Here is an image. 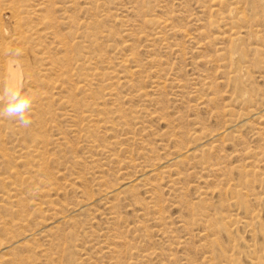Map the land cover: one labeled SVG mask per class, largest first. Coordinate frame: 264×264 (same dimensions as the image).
I'll return each instance as SVG.
<instances>
[{"label": "rangeland", "instance_id": "rangeland-1", "mask_svg": "<svg viewBox=\"0 0 264 264\" xmlns=\"http://www.w3.org/2000/svg\"><path fill=\"white\" fill-rule=\"evenodd\" d=\"M11 1H0V25L14 29L20 22L21 31L25 30L18 47L26 49L25 59L33 60L35 66L32 91L37 112L35 107L31 110L32 128L14 119H0V125L4 122L0 126V176H4L3 183L6 181L3 185L0 178V242L14 239L13 248L9 253L1 251L0 257L16 263L19 259L18 264L26 259V264L32 260L33 264H114L119 255L114 252L124 251L121 259L117 258L119 264H264V0H52L53 5L51 0H20L30 6ZM23 6L25 10H21ZM46 14L52 21L58 18L52 22L48 16V22ZM143 19L157 21V27ZM24 25L34 31L29 32ZM229 32L239 33L243 40L238 51L242 49L244 59L237 64L229 57ZM109 78L117 79V83ZM237 86L246 93L245 99L239 98ZM4 89L1 85V94ZM29 140L35 142L30 141L27 147ZM37 146L43 149L41 153ZM178 154L183 156L177 162L174 158ZM152 164L155 167H148ZM147 169H156V175L152 177ZM34 172L38 176L33 178ZM45 180L52 186L56 182V186L52 189ZM126 182L131 187L128 190L122 187ZM104 191L112 196H105ZM7 192L23 194L20 197L27 199L23 201L25 207L8 199ZM50 197L53 208L49 205L43 212L34 210L36 204ZM155 198L159 206H155ZM31 200L38 203L33 202V206ZM4 207L6 211L12 208L9 215ZM26 213L33 214L29 220ZM26 218L34 223L30 224L34 226L32 232L25 235L23 228V232L17 227L13 230L14 224L27 223ZM1 222L7 224L6 229Z\"/></svg>", "mask_w": 264, "mask_h": 264}, {"label": "bare ground", "instance_id": "bare-ground-1", "mask_svg": "<svg viewBox=\"0 0 264 264\" xmlns=\"http://www.w3.org/2000/svg\"><path fill=\"white\" fill-rule=\"evenodd\" d=\"M0 1H1V0H0ZM2 1H3V0H2ZM6 1H7V0H6ZM8 1H9V0H8ZM12 1H14V0H12ZM12 1H11V2H12ZM16 1H18V0H16ZM16 1H15V2H16ZM19 1H20V0H19ZM25 1H26V0H25ZM41 1H42V0H41ZM51 1H52V0H51ZM54 1H55V0H54ZM88 1L90 2V0H88ZM88 1H87V2H88ZM219 1H220V3L222 2L221 0H219ZM20 2H21V1H20ZM47 2H48V1H47ZM47 2H46V3H47ZM49 2H50V1H49ZM49 2H48V3H49ZM89 2H88V4L91 3V2H90V3H89ZM237 2H238V1H237ZM241 2H242V1H241ZM249 2H250V1H249ZM251 2H252V1H251ZM21 3H22V4H26L25 2H24V3L21 2ZM27 3H28V2H27ZM40 3H42V2H40ZM44 3H45V2H44ZM50 3L52 4L53 1L50 2ZM220 3H219V4H220ZM8 4H9V3H8ZM38 4H39V3H38ZM38 4H37V5H38ZM53 4H54V3H53ZM53 4H52V5H53ZM74 4H76V3H74ZM241 4H242V3H241ZM14 5L16 6L15 3H14ZM20 5H21V4H20ZM20 5H19V6H20ZM28 5H29V4H28ZM28 5L26 4L25 6H28ZM45 5H46V4H45ZM52 5H50V6H52ZM216 5H217V4H216ZM246 5H247V4H246ZM29 6H30V5H29ZM39 6H40V8H41L42 5H39ZM39 6H38V7H39ZM73 6H74V7H73ZM220 6H221V5H220ZM243 6H244V5H243ZM5 7H6V6H5ZM44 7L47 8L46 6H44ZM48 7H49V6H48ZM52 7H53V6H52ZM70 7H71V8L73 7V8H75V9L77 8V7H75V5H72V6H70ZM147 7H148V6H147ZM225 7H226V6H225ZM233 7H235V6H232V8H233ZM35 8H36V7H35ZM42 8H43V6H42ZM49 8H50V7H49ZM49 8H48V10H49ZM62 8H63V7H62ZM66 8H67V7H66ZM214 8H215V7H214ZM219 8H220V7H219ZM6 9H7V8H6ZM12 9H13V8H12ZM15 9H17V7H16ZM22 9L25 10L26 7L24 8V6H23V7H21V10H22ZM27 9H28V8H27ZM30 9H31V8H30ZM30 9H28V10H30ZM43 9H44V8H43ZM69 9H70V8H69ZM35 10H36V9H35ZM51 10H52V8H51ZM60 10H61V9H60ZM64 10H65V9H64ZM64 10H63V11H64ZM214 10H215V9H213V11H214ZM230 10H231V9H230ZM36 11H37V10H36ZM36 11H35L34 13H36ZM49 11H50V10H49ZM54 11H55V10H54ZM73 11H74V9H73ZM222 11H223V10H222ZM235 11H236V10H235ZM17 12H20V14H21V11H17ZM26 12H27V11H26ZM28 12H29V11H28ZM28 12H27V13H28ZM46 12H47V11H46ZM56 12H57V11H56ZM61 12H62V11H61ZM64 12H65V11H64ZM71 12H72V11H71ZM144 12H145V11H144ZM227 12H228V11H227ZM229 12H230V11H229ZM232 12H234V11L231 10V13H232ZM22 13H23V11H22ZM24 13H25V11H24ZM27 13H26V14H27ZM38 13H40V12L38 11ZM41 13H44V12H41ZM41 13H40V14H41ZM69 13H70V12H68L67 15H69ZM149 13H150V12H149ZM214 13H215V12H214ZM54 14H55V13H54ZM65 14H66V13H64V15H65ZM143 14H144V13H143ZM146 14H147V13H146ZM221 14H223V13L221 12ZM229 14H230V13H229ZM21 15H22V14H21ZM24 15H25V14H24ZM27 15H28V14H27ZM42 15H43V14H42ZM42 15H41V18H42ZM46 15H47V14H46ZM55 15H56V14H55ZM233 15H234V13H233ZM256 15H258V14H256ZM13 16L16 17V10H14V9H13ZM22 16H23V15H22ZM29 16H30V15H29ZM37 16H38V14H37ZM44 16H45V14H44ZM48 16H49V18L51 17L50 15H47L44 19L48 20ZM52 16H54V15H52ZM149 16H150V15H149ZM217 16H218V14H217ZM219 16H220V15H219ZM224 16H225V15H224ZM229 16H230V15H229ZM229 16H228V17H229ZM236 16H237V15H236ZM240 16H241V18H242V15H241V14H240ZM18 17H19V16H18ZM30 17H31V16H30ZM54 17H55V16H54ZM66 17H67V16H66ZM19 18H20V17H19ZM21 18H22V17H21ZM26 18H27V17H26ZM55 18H56V17H55ZM57 18H58V17H57ZM57 18H56V19H57ZM145 18H146V17H145ZM147 18H148V17H147ZM225 18H226V17H225ZM235 18H236V17H235ZM235 18H233V19H235ZM237 18H239V17L237 16ZM241 18H239V20H240ZM17 19H18V18H17ZM31 19H32V18H31ZM50 19H51V18H50ZM50 19H49V20H50ZM56 19H53V21H54V20L56 21ZM62 19H63V18H62ZM66 19H67V18H66ZM69 19H70V17H69ZM223 19H224V18H222V20H223ZM228 19H230V18H228ZM244 19H245V18H244ZM18 20H19V19H18ZM22 20H25V19H24V16H23V19H22ZM37 20L40 21L39 18H38ZM49 20H48V22H51V21H52V19H51V21H49ZM77 20H78V19H77ZM143 20H144V19H143ZM163 20H165V19H163ZM171 20H172V19H171ZM226 20H227V18L225 19V22H226ZM235 20H236V19H235ZM247 20H248V19H247ZM247 20H246V21H247ZM19 21H21V20H19ZM41 21H42V19H41ZM53 21H52V22H53ZM57 21H59V20H57ZM144 21H146L145 23H147V25H151V26L153 25V26H156V27H157V21H155V20H153V19H151V20H149V21H148V20H144ZM161 21H162V20H161ZM212 21H213V20H212ZM227 21H228V20H227ZM230 21H231V20H230ZM230 21H229V22H230ZM14 22H15V21H14ZM46 22H47V21H46ZM162 22H163V21H162ZM165 22H166V21H165ZM238 22H240V21H238ZM238 22H237V23H238ZM8 23H9V22H8ZM21 23H22V22H21ZM23 23H24V22H23ZM25 23H26V22H25ZM42 23H43V21H42ZM58 23H59V22H58ZM60 23H61V22H60ZM60 23H59V25H62V24H60ZM143 23H144V22H143ZM168 23H170V22H168ZM16 24H17L16 26H18V27H17V28H14V29H9L11 26H10L9 28H8V27L6 28V26L3 27L2 25H0V38H1L0 40H2V41L4 42V43L0 44V88H1V85H2L4 88H16V89H20L23 93H26V94L32 96V97L34 98V100H35V96H36V94L34 95V93H33V91H32V88L34 87L33 85H35V82H36V80H35V77H36V72H35V71H36V70H35L34 63L32 62L33 60L30 62V60L28 61V59H25V57H26V49H25V48H20V47H18V43L21 42L20 40H22L23 36H25V34H24V33H25V30L21 31V25H22V24L20 25V22H19V23L16 22ZM30 24H31V23H30ZM53 24H55V23H53ZM77 24H78V23H77ZM211 24H212V23H211ZM227 24H230V23H227ZM240 24H241V23H240ZM243 24H244V21H243ZM246 24H247V23H246ZM5 25H7V24H5ZM44 25L46 26V23H44ZM47 25H48V26H47V28H48V27H49V23H47ZM51 25H52V23H51ZM144 25H145V24H144ZM217 25H218V24H217ZM238 25H239V24H238ZM24 26H25V25H24ZM31 26H32V24H31ZM35 26H37V25H35ZM210 26H211V28H212V25H210ZM228 26H229V25H228ZM22 27H23V26H22ZM25 27H26V26H25ZM25 27H23V29H24ZM28 27H29V26H28ZM28 27H26V28H28ZM33 27H34V26H33ZM50 27H51V26H50ZM52 27H54V26H52ZM52 27H51V28H52ZM145 27H146V26H145ZM161 27H162V26H161ZM171 27H172V26H171ZM238 27H239V26H238ZM240 27H241V26H240ZM249 27H250V26H249ZM26 28H25V29H26ZM39 28H40V27H39ZM47 28H45V29H47ZM54 28H55V27H54ZM57 28H58V26L56 25V28H55V29H57ZM149 28H150V27H149ZM165 28H166V27H165ZM165 28H164V29H165ZM246 28H247V27H246ZM246 28H245V29H246ZM35 29H36V28H35ZM37 29H38V28H37ZM40 29H42V28H40ZM147 29H148V28H147ZM152 29H153V28H152ZM154 29H155V28H154ZM154 29H153V30H154ZM159 29H160V28H159ZM166 29H167V28H166ZM169 29H170V27H169ZM169 29H168V30H169ZM172 29H173V28H172ZM234 29H235V27H234ZM242 29H243V28H242ZM247 29H248V28H247ZM42 30H43V29H42ZM42 30H41V31H42ZM57 30H58V29H57ZM149 30H151V29H149ZM240 30H241V28H240ZM240 30H237V31L240 32ZM28 31L31 32V31H34V30L31 29V27H30V28H28ZM35 31H36V33H39L37 30H35ZM50 31H52V29H51ZM157 31H159V30H157ZM170 31H171V30H170ZM229 31H230V30H229ZM56 32H57V31H56ZM56 32H55V33H56ZM151 32H152V31H151ZM246 32H248V31H246ZM254 32H255V31H253V33H254ZM32 33H34V32H32ZM32 33H31V34H32ZM229 33H230V34H229V36H230L232 32H229ZM240 33H241V32H240ZM249 33H250V32H249ZM51 34H53V32H52ZM57 34H58V32H57ZM256 34H257V33H256ZM26 35H29V34L27 33ZM33 35H34V34H32V37H33ZM40 35H41V33H40ZM43 35H44V34H43ZM55 35H56V34H55ZM58 35H60V34H58ZM58 35H57V36H58ZM125 35H126V34H125ZM129 35H130V34H129ZM151 35H152V33H151ZM189 35H190V34H189ZM241 35H242V34H241ZM35 36H36V35H35ZM44 36H45V35H44ZM44 36H43V37H44ZM148 36H149V35H148ZM156 36H157V35H156ZM224 36H227V35H224ZM224 36H223V37H224ZM242 36H243V35H242ZM242 36H241V37H242ZM30 37H31V35H30L28 38H30ZM43 37H42V38H43ZM45 37H46V36H45ZM93 37H94V36H93ZM142 37H143V36H142ZM151 37H152V36H151ZM227 37H228V36H227ZM230 37H232V38H231V43H230L231 46H230V50H229V53H230V56H229V57H231V61H232L233 63H236V64H237V62H240V61L242 62L243 59H244V54H243V52H242V49H241V52L238 51L239 44H240L241 42H243V40L241 41L240 36H239V33H234V34L231 35ZM249 37H250V35H249ZM252 37H253V35H252ZM34 38H35V37H34ZM38 38H39V36H38ZM57 38H58V37H57ZM153 38H155L154 35H153ZM255 38H256V36H255ZM35 39H36V38H35ZM35 39H33V40H35ZM40 39H41V38H40ZM148 39H149V38H148ZM227 39H229V37H228ZM243 39H244V38H243ZM5 40L7 41V43H5ZM24 40H25V39H24ZM24 40H23V41H24ZM33 40H32V41H33ZM38 40H39V39H38ZM141 40H142V39H141ZM153 40H155V39H153ZM244 40H245V39H244ZM25 41H26V40H25ZM27 41H31V39H30V40L28 39ZM56 41H57V40H56ZM148 41H149V40H148ZM155 41H156V40H155ZM155 41H153V42L155 43ZM0 42H1V41H0ZM82 42H83V41H82ZM156 42H157V41H156ZM228 42H229V40H228ZM244 42H245V41H244ZM25 43L28 44V42H25ZM20 44H21V43H20ZM31 45H32V44H31ZM86 45H87V44H86ZM242 45H244V47H246L245 44H242ZM33 46H34V45H33ZM33 46H32V47H33ZM87 46H88V45H87ZM25 47H26V46H25ZM241 47H242V46H241ZM33 48H34V47H33ZM98 49H99V48H98ZM33 50H34V49H33ZM35 50H36V49H35ZM224 50L226 51V49H224ZM244 50H245V48H244ZM65 51L67 52V50H65ZM100 51H101V50H100ZM256 51H257V50H256ZM37 52H39V51L37 50ZM84 52H85V51H84ZM223 52H224V51H223ZM244 52H245V51H244ZM88 53H89V52H88ZM229 53H228V54H229ZM247 53H248V52H247ZM257 53H258V52H257ZM40 54H41V53H40ZM226 54H227V53H226ZM255 54H256V53H255ZM38 55H39V54H38ZM42 55H44V54H42ZM50 55H51V54H50ZM59 55H60V54H59ZM248 55H249V54H248ZM248 55L246 54L245 56L247 57ZM27 56H28V54H27ZM39 56H40V55H39ZM226 56L228 57V55H226ZM64 57H65V56H64ZM135 57H137V56H135ZM229 57H228V58H229ZM28 58H29V57H28ZM100 58H101V57H100ZM40 59H41V58H40ZM43 59H44V58H43ZM50 59H51V58H50ZM75 59H77V58H75ZM79 59H80V58H79ZM79 59H78V60H79ZM47 60H48V59H47ZM69 60H70V59H69ZM92 60H93V58H92ZM123 60H124V59H123ZM226 60H227V59H226ZM40 61L42 62V60H40ZM43 61H46V59L43 60ZM48 61H49V60H48ZM48 61H47V62H48ZM95 61H96V60H95ZM128 61H129V60H128ZM244 61H245V60H244ZM248 61H249V60H248ZM41 62H40V63H41ZM49 62H50V61H49ZM49 62H48V63H49ZM78 62H79V61H78ZM81 62H82L81 64L84 65V64H83V61H81ZM84 62L86 63V61H84ZM87 62H88V61H87ZM89 62H90V60H89ZM89 62H88V63H89ZM126 62H127V61H126ZM135 62H136V61H135ZM137 62H138V61H137ZM229 62H230V61H229ZM245 62H246V61H245ZM38 63H39V62H38ZM45 63H46V62H45ZM50 63H52V62H50ZM50 63H49L48 65L45 64L46 67H47V66L49 67V66H50ZM54 63H56V62H54ZM54 63H53V64H54ZM90 63H91V62H90ZM90 63H89V64H90ZM248 63H250V62H248ZM41 64H42V63H41ZM41 64H40V65H41ZM66 64H67V63H66ZM69 64H70V63H69ZM81 64H79L80 67H82ZM89 64H88V65H89ZM230 64H231V63H230ZM236 64H233V65H236ZM250 64H251V63H250ZM86 65H87V64H86ZM88 65H87V66H88ZM120 65H121V63H120ZM123 65H125V64L122 63L121 67H123ZM126 65H127V64H126ZM226 65H227V64H226ZM248 65H249V64H248ZM36 66H39V65H36ZM54 66H55V65H54ZM54 66H53V67H54ZM230 66H231V65H230ZM239 66H240V65H239ZM51 67H52V66H51ZM56 67H57V66H56ZM56 67H54V68H56ZM67 67H68V66H67ZM70 67H71V66H70ZM119 67H120V66H119ZM124 67H125V66H124ZM124 67H123V68H124ZM224 67H225V66H224ZM253 67H254V66H253ZM257 67H258V66H257ZM43 68H44V65H43ZM43 68H42V69H43ZM49 68H50V67H49ZM57 68H58V67H57ZM57 68H56V70H58ZM84 68H85V66H84ZM84 68L82 67V69H84ZM86 68H87V70H89L88 67H86ZM91 68H92V67H91ZM91 68H90V70H91ZM126 68H127V67H125V69H126ZM36 69H37V67H36ZM96 69H97V68H96ZM125 69H124V70H125ZM137 69H138V68H137ZM50 70H51V69H50ZM53 70H54V69H53ZM85 70H86V69H85ZM124 70H123V71H124ZM128 70H129V68H128ZM134 70H135V69H134ZM244 70H245V69H244ZM37 71H38V69H37ZM76 71H77V70H76ZM129 71H131V69H130ZM43 72H44V71H42V73H43ZM47 72H48V71H46V73H47ZM52 72H53V71H52ZM70 72H71V71H70ZM79 72H80V71H79ZM95 72H98V71L95 70ZM95 72H93V74H94ZM114 72H115V71H114ZM126 72H127V71H125V73H126ZM137 72H138V71H137ZM137 72H136V71H133V70L131 71L132 74H135V73H137ZM125 73H124V74H125ZM129 73H130V72H128V74H129ZM138 73H139V72H138ZM138 73H137V74H138ZM44 74H45V73H44ZM93 74H92L91 77L95 76V75H93ZM95 74H97V73H95ZM113 74H114V73H113ZM119 74H121V76H122V73H119ZM128 74H125V75H128ZM230 74H231V73H230ZM237 74H238V73H237ZM40 75H41V74H40ZM40 75H38V77H39ZM61 75H62V74H61ZM99 75H100V74H99ZM117 75H118V74H117ZM129 75H130V74H129ZM129 75H128V77H129ZM138 75H139V74H138ZM234 75H235V74H234ZM41 76H42V75H41ZM43 76H45V75H43ZM46 76H47V74H46ZM76 76H77V75H76ZM97 76H98V75H97ZM101 76H102V75H101ZM229 76H230V75H229ZM241 76H242V75H241ZM38 77H37V78H38ZM89 77H90V76H89ZM89 77H87V78L89 79ZM112 77H113V76H112ZM134 77H135V76H134ZM244 77H245V75H244ZM41 78H42V77H41ZM52 78H53V77H52ZM78 78H79V77H78ZM78 78H77V79H78ZM119 78H120V77H119ZM235 78H236V77H235ZM247 78H248V77H247ZM42 79L44 80V78H42ZM59 79H60V78H59ZM109 79H110V78H109ZM112 79H113V78H111L110 80H112ZM126 79H129V78H126ZM126 79H125V77H124V80H126ZM236 79H237V78H236ZM241 79H242V78H241ZM245 79H246V78H245ZM38 80H39V79H38ZM69 80H72V79L69 78ZM91 80H92V79H91ZM113 80H115V79H113ZM113 80H112V81H113ZM116 80H117V79H116ZM116 80H115V81H116ZM40 81H41V80H40ZM64 81H65V80H64ZM89 81H90V80H89ZM129 81H130V80H129ZM230 81H231V80H230ZM243 81H244V80H243ZM37 82H38V81H37ZM62 82H63V81H62ZM78 82H79V80H77V84L80 83V82H79V83H78ZM86 82H87V81H86ZM56 83H57V82H56ZM88 83H90V82H88ZM88 83H87V84H88ZM91 83H92V81H91ZM111 83H112V82H111ZM113 83H114V82H113ZM116 83H117V81H116ZM124 83H125V82H124ZM128 83H130V82H128ZM235 83H236V81H235ZM114 84H115V83H114ZM120 84H121V83H120ZM122 84H123V83H122ZM122 84H121V85H122ZM125 84H126V83H125ZM130 84H131V83H130ZM243 84H244V83H243ZM88 85H89V84H88ZM88 85H87V86H88ZM244 85H245V84H244ZM87 86H86V87H87ZM134 86H135V85H134ZM235 86H236V85H235ZM245 86H247V85H245ZM57 87H58V86H57ZM114 87H115V86H114ZM114 87H113V88H114ZM120 87H121V86H120ZM120 87H119V89H120ZM58 88H59V87H58ZM109 88H110V87H109ZM113 88H112V89H113ZM130 88H131V87H130ZM132 88H133V87H132ZM233 88H235V87H233ZM2 89H3V88H2ZM54 89H55V88H54ZM112 89H111V90H112ZM117 90H118V89H117ZM117 90H115L114 93H116ZM120 90H121V89H120ZM120 90H119V91H120ZM0 91H1V90H0ZM237 91H238V93H239V95H240L239 98H241V99H245V97H246V96H245L246 93H245L240 87H238V86H237ZM111 92H112V91H111ZM38 93H39V92H38ZM114 93H112V94H114ZM43 94H44V93H43ZM47 94H48V93H47ZM118 94H119V92H117V95H118ZM0 95H2V94L0 93ZM48 95H50V94H48ZM48 95H47V96H48ZM110 95H111V94H110ZM38 96L40 97V95H38ZM113 96H114V95H113ZM118 96H119V95H118ZM41 97H42V96H41ZM41 97H40V98H41ZM115 97H116V95H115ZM115 97H114V98H115ZM40 98H37V99H40ZM37 99H36V100H37ZM41 99H42V98H41ZM118 99H119V97H118ZM118 99H117V100H118ZM248 99H249V98H248ZM248 99H247V100H248ZM44 100H46V99H44ZM51 100H52V99H51ZM117 100H116V101H117ZM233 100L236 101L235 99H233ZM37 101H38V100H37ZM47 101H49V100H47ZM47 101H45V102H47ZM211 101H212V100H211ZM234 101H233V102H234ZM241 101H242V100H241ZM248 101H249V100H248ZM38 102L42 104V102H41L40 100H39ZM38 102H37V103H38ZM117 102H118V101H117ZM207 102H208V101H207ZM35 103H36V102L34 101V102H33V105H32V110H33L34 107H35ZM43 103H44V101H43ZM238 103H239V102H238ZM0 104L3 106V101H2V100H0ZM91 104H92V103H91ZM38 106H41V105H38ZM37 108H38V107H37ZM38 109H39V108H38ZM35 110H36V111H35V113H36V112H37L36 107H35ZM32 113H33V112H32ZM91 113H92V112H91ZM80 114H81V113H80ZM85 114H88V113L85 112ZM85 114L83 113V115H85ZM64 116H65V115H64ZM64 116H63L62 118H64ZM66 116H67V115H66ZM66 116H65V117H66ZM68 116H69V115H68ZM81 116H82V115H81ZM81 116H80V117H81ZM85 116H86V115H85ZM89 116L91 117L92 114H91V115L89 114ZM253 116H254V115H253ZM32 117H33V116H32ZM32 117H31V118H32ZM36 117H37V115H36ZM36 117H35V119H37ZM49 117H50V116H49ZM49 117H48V120H51V119H49ZM243 117H244V116H243ZM39 118H41V120H42V116H41V117L39 116ZM44 118H45V117H44ZM44 118H43V120H44ZM46 118H47V117H46ZM50 118H51V117H50ZM0 119H1V118H0ZM5 119H6V118H5ZM33 119H34V118H33ZM33 119H32V120H33ZM66 119H67V118H66ZM70 119H71V117H70ZM72 119H73V117H72ZM75 119H76V118H75ZM3 120H4V119H2V121H3ZM12 120H13V119H12ZM32 120H31V121H32ZM43 120H42V121H43ZM87 120H88V119H87ZM7 121H8V120H7ZM35 121H36V120H35ZM38 121H40V119H39ZM44 121H45V120H44ZM72 121H73V120H72ZM77 121H78V120H77ZM83 121H84V118H83ZM85 121H86V120H85ZM88 121H89V120H88ZM121 122H122V121H121ZM3 123H4V122H3ZM3 123H2L1 125H3ZM109 123H110V122H109ZM7 124H8V123H7ZM10 124H11V122H10ZM16 124H17V123H16ZM16 124H15V125H16ZM31 124H32V123H31ZM76 124H78V123H76ZM76 124H74V126H75ZM93 124H94V123H93ZM115 124H116V123H115ZM1 125H0V126H1ZM15 125H14V126H15ZM43 125H44V124H43ZM43 125H42V127H43ZM45 125H46V124H45ZM48 125H49V124H48ZM53 125H54V124H53ZM229 125H230V124H229ZM3 126H4V125H3ZM3 126H2V127H3ZM5 126H6V122H5ZM14 126H13V128H14ZM29 126H30V125H29ZM51 126H52V125H51ZM11 127H12V125L9 126V128H11ZM17 127H18V126H17ZM20 127H21V126H20ZM30 127H31V126H30ZM36 127H37V126H36ZM38 127H39V126H38ZM38 127H37V128H38ZM94 127H95V126H94ZM117 127H118V126H117ZM230 127H231V126H230ZM13 128H12V130H13ZM26 128H27V127H26ZM26 128H25V129H26ZM31 128H32V127H31ZM44 128H45V126H44ZM48 128H49V127H48ZM48 128H46V129H48ZM28 129H29V128H28ZM33 129H34V128H33ZM35 129H36V128H35ZM39 129H40V128H39ZM46 129H45V130H46ZM74 129H75V128H74ZM17 130L19 131L20 128H19V129L17 128ZM30 130H31V129H30ZM30 130H29V131H30ZM48 130H49V129H48ZM71 130H72V129H71ZM14 131H15V129H14ZM18 131H17V132H18ZM23 131H24V130H23ZM26 131H27V130H26ZM32 131H33V130H32ZM40 131H41V130H40ZM55 131H56V130H55ZM73 131H75V130H73ZM21 132H22V131H21ZM42 132H43V131H42ZM23 133H24V132H23ZM28 133H29V132H28ZM32 133L34 134V133H36V132H32ZM37 133H38V132H37ZM39 133H40V132H39ZM44 133H45V132H44ZM74 133H75V132H74ZM42 134H43V133H42ZM77 134H78V133H77ZM202 134H204V133H202ZM9 135H10V134H9ZM27 135H28V134H27ZM34 135H35V134H34ZM38 135H39V134H38ZM74 135H75V134H74ZM83 135H84V137L86 138V134H83ZM87 135H88V134H87ZM91 135H92V133H91ZM29 136H30V135H29ZM89 136H90V134H89ZM89 136H87L88 139H89ZM46 137H47V136H46ZM91 137H92V136H91ZM32 138H33V137H32ZM32 138H31V139H32ZM34 138H35V137H34ZM39 138H40V136H39ZM81 138H82V137H81ZM85 138H84V139H85ZM201 138H203V137H201ZM201 138H199V139H201ZM46 139L48 140V138H46ZM61 139H62V137H61ZM63 139H64V138H63ZM88 139H87V140H88ZM90 139H92V138H90ZM90 139H89V140H90ZM199 139H198V140H199ZM203 139H204V138H203ZM32 140H33V139H32ZM32 140H29L28 142L25 141V142H26L27 145H28V143H29L30 141L32 142ZM34 140H35V139H34ZM39 140H40V139H39ZM42 140H44V139H43V135H42ZM89 140H88V141H89ZM44 141H45V140H44ZM48 141H49V140H48ZM50 141H51V140H50ZM59 141H60V140H59ZM63 141H64V140H63ZM65 141H66V140H65ZM65 141H64V142H65ZM34 142H35V141H34ZM34 142H32V143H34ZM38 142H39V141H38ZM40 142H41V141H40ZM90 142H91V141H90ZM94 142H95V141H94ZM48 143H50V142H48ZM85 143H86V142H85ZM91 143H93V142H91ZM24 144H25V143H24ZM29 144H30V143H29ZM36 144H38V143H36ZM42 144H43V143H42ZM42 144H41V145H42ZM30 145H31V144H30ZM30 145H28L27 147H29ZM43 145H44V144H43ZM43 145H42V146H43ZM34 146H35V144H34ZM46 146H47V145H46ZM89 146H90V145H89ZM89 146H88V147H89ZM91 146H93V145H91ZM95 146H96V148L98 147L97 144H95ZM23 147H24V149L26 148L25 145H24ZM35 147H36V146H35ZM30 148H32V147H30ZM33 148H34V147H33ZM33 148H32V151H33ZM42 148L44 149V146H43ZM42 148L39 149L38 146H37L36 149H39L37 152H39ZM60 148H61V147H60ZM60 148H59V149H60ZM91 148H92V147H91ZM94 148H95V147H94ZM20 149H21V148H20ZM24 149L22 148L23 151H24ZM26 149H27V148H26ZM28 149H29V148H28ZM36 149H34V150H36ZM43 149H42V151H43ZM92 149H93V148H92ZM99 149H100V148H99ZM99 149H98V150H99ZM104 149H106V148H104ZM47 150H48V148H47ZM47 150H46V151H47ZM27 151H28V150H26L25 152H27ZM32 151L29 150L30 154L32 153ZM92 151H93V150H92ZM100 151H101V150H100ZM176 151H177V150H176ZM187 151H188V150H187ZM33 152H34V151H33ZM48 152H49V151H48ZM60 152H62V151H60ZM101 152H102V151H101ZM104 152H105V151H104ZM179 152H180V151H179ZM185 152H186V151H185ZM39 153H41V152H39ZM39 153H38V155H39ZM44 153H45V152H44ZM95 153H96V152H95ZM98 153H99V152H98ZM102 153H103V152H102ZM19 154H21V152H19ZM24 154L26 155L27 153H24ZM24 154H21V155H24ZM28 154H29V153H28ZM32 154H33V153H32ZM36 154H37V153H36ZM36 154H35V155H36ZM42 154H43V153H42ZM45 154H46V153H45ZM45 154H44V155H45ZM48 154H49V153H48ZM176 154H177V153H176ZM182 154H184V153H182ZM182 154H181V155H182ZM186 154H187V153H186ZM186 154H184V155L186 156ZM191 154H192V153H191ZM46 155H47V154H46ZM50 155H53V154H50ZM172 155H173V154H172ZM181 155L178 154V155L176 156V158H174V161H177V162L180 161V160H181V157L183 156V155H182V156H181ZM192 155H193V154H192ZM32 156H33V155H32ZM40 156H41V155H40ZM42 156H43V155H42ZM42 156H41L40 158H42ZM173 156H175V155H173ZM1 157H4V154H3V156L1 155ZM9 157H10V156H9ZM18 157H19V156H18ZM18 157H17V158H18ZM23 157H24V156H23ZM27 157H28V156H27ZM29 157H30V156H29ZM34 157H35V156H34ZM38 157H39V156H38ZM38 157L36 158V160L39 159ZM44 157H45V156H43V158H44ZM186 157H187V156H186ZM31 158H32V157H31ZM92 158H93V157H92ZM183 158H185V157H183ZM5 159H6V157H5ZM9 159H10V158H9ZM21 159H22V157H21ZM27 159H28V161H29V158H27ZM48 159H49V158H48ZM7 160H8V158H7ZM23 160H24V158L22 159V161H23ZM32 160H35V158L31 159V160H30V163L33 162ZM42 160H43V159H42ZM51 160H52V159H51ZM172 160H173V159H172ZM172 160H171V161H172ZM192 160H193V159H192ZM10 161H12V160L10 159ZM10 161H8V162H10ZM14 161H15V160H14ZM39 161H40V160H38V161H36V162H39ZM44 161H45V159H44ZM183 161H184V160H183ZM15 162H17V161H15ZM25 162H26V161H25ZM34 162H35V161H34ZM36 162H35V163H36ZM41 162H42V161H41ZM10 163H11V162H10ZM21 163H22V162H21ZM30 163H29V164H30ZM39 163H40V162H39ZM183 163H184V162H183ZM29 164H28V166H29ZM40 164H43V163H40ZM165 164H166V163H165ZM184 164H185V163H184ZM205 164H206V163H205ZM19 165H20V164H19ZM24 165H25V164H24ZM26 165H27V163H26ZM33 165L35 166V164H32V166H33ZM45 165H46V164H45ZM159 165H160V164H159ZM177 165H178V163H177ZM179 165H180V164H179ZM30 166H31V165H30ZM34 166H33V167H34ZM203 166H204V164H203ZM205 166H206V165H205ZM13 167L16 168V166H14V165H13ZM23 167H24V166H23ZM66 167H67V166H66ZM66 167H65L64 170H63L64 172H65ZM140 167H141V166H140ZM144 167H145V166H144ZM148 167L153 168V167H155V166L152 164L151 166H148ZM211 167H213V166H211ZM31 168H32V167H31ZM31 168H30V169H31ZM34 168H35V167H34ZM37 168H38V166H37ZM37 168H36V169H37ZM145 168H147V166H146ZM156 168H157V167H156ZM26 169H27V172H26V173H28V168L26 167ZM38 169H39V168H38ZM43 169H45V168H43ZM16 170H17V169H16ZM32 170H33V169H32ZM39 170H40V169H39ZM46 170H47V169H45L44 171H46ZM147 170H148V169H147ZM209 170H210V169H209ZM212 170H213V168H212ZM212 170H211V171H212ZM218 170H219V169H218ZM11 171H12V170H11ZM13 171H14V170H13ZM25 171H26V170H25ZM33 171H34V170H33ZM33 171H32V172H33ZM44 171H43V172H44ZM67 171H68V169H67ZM67 171H66V172H67ZM139 171H140V170H139ZM148 171H149V170H148ZM148 171H147V172H148ZM156 171H157L156 169H152V170L149 171L150 173H148V174H150V175L153 177L154 175H156ZM158 171H159V170H158ZM8 172H9V171H8ZM17 172H18V171H17ZM29 172H30V175L32 176V172H31L30 170H29ZM38 172H39V171H38ZM38 172H36V173L38 174ZM143 172H145V171H143ZM14 173H15V172H14ZM36 173L34 172L33 175L36 174ZM46 173H48V171H46ZM46 173H45V174H46ZM55 173H56V172H55ZM55 173H54V174H55ZM59 173H61V172L59 171ZM69 173H70V172H69ZM69 173H65V175H66V174L68 175ZM6 174H8V173H6ZM9 174H10V173H9ZM12 174H13V173H12ZM12 174H11V175H12ZM19 174H21V173H19ZM22 174H23V173H22ZM45 174H44V175H45ZM57 174H58V173H57ZM57 174H55V175H57ZM62 174L64 175V173H62ZM78 174H79V173H78ZM246 174H247V173H246ZM16 175H18V174H16ZM23 175H25V174H23ZM42 175H43V174H42ZM51 175H52V173H51ZM144 175H145V174H144ZM144 175H143V176H144ZM160 175H161V174H160ZM36 176H38V175H34L33 178L36 177ZM47 176H48V175H47ZM47 176H46V177H47ZM49 176H50V175H49ZM60 176H61V175H60ZM60 176H59V177H60ZM71 176H72V175H71ZM141 176H142V175H141ZM247 176H248V175H247ZM3 177H4V176H3ZM3 177L0 176L1 181L4 179ZM6 177H8V176H6ZM18 177H20V178L18 179ZM25 177H27V176H25ZM28 177H29V176H28ZM39 177H40V176H39ZM57 177H58V176H57ZM59 177H58V178H59ZM61 177L63 178V177H66V176H61ZM82 177H84V176H82ZM2 178H3V179H2ZM8 178H9V177H8ZM14 178H16V177H14ZM37 178H38V177H37ZM51 178H52V177H51ZM51 178H50V179H51ZM62 178H61V179H62ZM77 178H78V177H77ZM5 179H6V178H5ZM17 179L20 180V179H21V175H20V176H17L16 180H17ZM22 179H23V178H22ZM47 179H48V178H47ZM61 179H60V180H61ZM8 180L12 181L10 178H9ZM13 180H14V179H13ZM26 180H27V178H26ZM26 180L24 179V182H25ZM30 180H32V181L34 182V180H36V178H35L34 180H33V179H30ZM78 180H79V179H78ZM138 180H139V179H138ZM138 180H136V181L139 182ZM1 181H0V182H1ZM100 181H101V180H100ZM136 181H135V182H136ZM140 181H141V179H140ZM161 181H162V180H161ZM5 182H6V181H5ZM5 182H4V183H5ZM19 182H20V181H19ZM19 182H18V183H19ZM24 182H23V183H24ZM33 182H32V183H33ZM43 182H44V181H43ZM129 182H130V181H129ZM242 182H243V181H242ZM2 183H3V181H2ZM2 183H1V184H2ZM4 183H3V185H5ZM10 183H11V182H10ZM14 183L18 184L17 182H14ZM20 183H21V182H20ZM25 183H26V182H25ZM38 183H41V181H38ZM46 183H47V180H45V184H46ZM55 183H56V182H55ZM55 183L53 184V186L55 185ZM126 183H127V182H126ZM133 183H134V182H133ZM174 183H175V182H174ZM7 184H8V182H7ZM12 184H13V181H12ZM16 184H14V185H16ZM47 184H50V183H47ZM101 184H102V182H101ZM101 184H100V185H101ZM138 184H139V183H138ZM23 185H25V184H23ZM23 185H22V186L20 185V186L23 187ZM27 185H29V184H27ZM31 185H32V184H31ZM39 185H40V184H39ZM50 185H51V184H50ZM129 185H130V184L127 183V184H125V185L122 186V187H124L125 189L128 190L129 188H131V187H129ZM6 186H8V185H6ZM20 186H16L17 189H19L18 187H20ZM41 186H42V190H43L44 187H43V185H41ZM45 186H46V185H45ZM47 186H48V185H47ZM53 186L51 185V186H49V187L52 188ZM55 186H56V185H55ZM102 186H103V185H102ZM132 186H134V185H132ZM31 187L34 188V186H31ZM4 188H5V187H4ZM35 188H37V187H35ZM35 188H34V190H35V191H38V190H36ZM45 188H46V187H45ZM132 188H133V187H132ZM134 188H136V186H135ZM134 188H133V189H134ZM7 189H8V187H7ZM9 189H10V188H9ZM14 189H16V188L14 187ZM29 189H30V192H31V189H32V188H29ZM29 189H27V190H29ZM52 189H53V188H52ZM54 189H55V188H54ZM56 189H57V187H56ZM56 189H55V191H56ZM116 189H117V188H116ZM116 189H115V190H116ZM2 190H3V189H2ZM2 190H0V191L2 192ZM20 190H21V188H20ZM40 190H41V189H40ZM104 190L107 191L106 189H104ZM109 190H110V188H109ZM109 190H108V191H109ZM112 190H113V188H112ZM117 190H118V189H117ZM5 191H6V190H5ZM5 191H4V192H5ZM16 191H17V190H16ZM22 191H23V190H22ZM46 191H47V190H46ZM50 191H51V190H50ZM52 191H53V190H52ZM102 191H103V190H102ZM105 191H104V192H105ZM110 191H111V190H110ZM134 191H135V190H134ZM12 192H14L13 189H12ZM12 192H7V193H6V195L8 196V199H13V202H14V203L16 202L15 200H17V203H20V205H21L22 207H25L23 201H25V200L27 201V199H24V200H23L22 197H20V196H22L23 194H18L17 192H19V191H17V192L14 193V194H13ZM25 192L27 193V192H29V191H26V189H25ZM56 192H57L56 195L58 196V190H57ZM113 192H114V190H113ZM132 192H133V191H132ZM242 192H243V191H242ZM11 193H12L13 195H12ZM19 193H20V192H19ZM21 193H22V192H21ZM37 193H38V192H37ZM37 193L35 192V194H37ZM101 193H102V192H101ZM119 193H120V192H119ZM126 193H127V192H126ZM126 193H125V194H126ZM133 193H134V192H133ZM249 193H250V192H249ZM29 194H30V193H29ZM29 194H28V196H29ZM35 194H34V195H35ZM43 194L45 195V193H43ZM43 194H41V195H43ZM111 194H112L111 192H105V196H110ZM114 194H116V193H114ZM120 194H123V191H121ZM120 194H119V195H120ZM243 194H244V193H243ZM4 195H5V194H4ZM6 195H5V196H6ZM25 195H26V194H25ZM30 195H31V194H30ZM119 195H117V196H119ZM154 195H155V194H154ZM0 196H2V195H0ZM5 196H4V197H5ZM28 196L26 195L27 198H28ZM36 196L39 197L38 195H35L34 197L36 198ZM45 196H46V195H45ZM50 196H51V195H50ZM54 196H55V194H54ZM111 196H112V195H111ZM113 196H114V195H113ZM157 196H158V195H157ZM157 196H156V197H157ZM240 196H241V195H240ZM4 197H3V198H4ZM43 197H44V196H43ZM48 197H49V196H48ZM135 197H136V196H135ZM152 197H153V196H152ZM158 197H159V196H158ZM158 197H157V198H158ZM244 197H245V196H244ZM0 198H1V197H0ZM14 198H15V199H14ZM23 198H25V196H24ZM30 198H31V197H30ZM107 198H108V197H106V199H107ZM117 198H119V197H117ZM5 199H6V198H5ZM5 199H4V200H5ZM32 199H33V197H32ZM52 199H53V198H52ZM52 199H51V197H50V199L45 198V199L42 200L40 203H38V202H36V201L34 202L33 200H31V201H32V205H33V206H34V203H38V204H36V205L34 206V210H35V208H36L38 211H41L45 206H49V205H50V206L52 207V204H53ZM108 199H109V198H108ZM155 199H156V198H155ZM158 199H159V198H158ZM86 200L88 201L87 198H86ZM153 200H154V199H153ZM38 201H40V199H39ZM154 201H155V200H154ZM156 201H157V199H156ZM156 201H155V202H156ZM4 202H5V201H4ZM7 202H8V201H6V203H7ZM13 202H9V203L12 204ZM33 202H34V203H33ZM83 202H86V201H83ZM94 202H95V201H94ZM108 202H110V201H108ZM108 202H107V203H108ZM111 202H112V201H111ZM14 203H13V204H14ZM21 203H23V205H22ZM54 203H55V202H54ZM91 203H93V202H91ZM91 203H90V204H91ZM159 203H160V202H159V200H158L157 203L155 204V206H159ZM83 204H84V203H83ZM111 204H112V203H111ZM5 205H6V204H5ZM7 205H8V208H9V204H7ZM26 205H27V203H26ZM29 205H30V204H29ZM54 205H56V204H54ZM78 205H79V204H78ZM0 206H1V205H0ZM2 206H4V205H2ZM18 206H19V205H18ZM66 206H67V204H66ZM87 206H88V204H87V205H84L83 207L86 208ZM10 207H11V206H10ZM12 207L15 208V206H12ZM16 207H17V206H16ZM74 207H75V206H74ZM78 207H79V206H78ZM83 207H82V208H83ZM113 207H114V205L112 206V208H113ZM4 208H5V207H4ZM30 208L32 209L31 206H30ZM30 208H29L28 210H30ZM52 208H53V207H52ZM57 208H58V206H57ZM75 208H76V207H75ZM79 208H81V207H79ZM11 209H12V208H10V210H8V211L11 212ZM16 209H17V208H16ZM63 209H64V206H63ZM63 209H62V210H63ZM65 209H66V207H65ZM67 209H68V208H67ZM69 209H70V208H69ZM113 209H115V207H114ZM4 210L6 211V208H5ZM55 210H56V209H55ZM57 210H58V209H57ZM59 210H61V209H59ZM59 210H58V211H59ZM85 210H86V209H85ZM5 211H3V212H5ZM8 211H6V213H7ZM44 211H45V210H44ZM70 211H71V210H70ZM10 212H8V215L10 214ZM15 212H16V210H15ZM36 212H37V211H36ZM41 212H43V211H41ZM61 212H62V211H61ZM68 212H69V211H68ZM17 213H18V211H17ZM32 213H33V209H32ZM34 213H35V211H34ZM34 213H33V214H34ZM54 213H58V212H54ZM59 213H60V212H59ZM73 213H74V212H73ZM77 213H78V210H77ZM0 214H2V213H0ZM12 214H13V213H12ZM24 214H25V213H24ZM33 214H32V215H33ZM36 214H37V213H36ZM61 214H62V213H61ZM63 214H65V213H63ZM26 215H27V213H26ZM32 215H27V216H29V217H28V220H29L30 216H32ZM55 215H56V214H55ZM58 215H60V214H58ZM69 215H70V214H69ZM67 216H68V215H67ZM255 216H256V215H255ZM41 217H42V216H41ZM37 218H38V217H37ZM37 218H36V219H37ZM42 218H44V217H42ZM64 218H65V217H64ZM66 218H67V217H66ZM66 218H65V219H66ZM255 218H256V217H255ZM16 219H17V218H16ZM24 219H25V218H24ZM69 219H70V218H69ZM0 220H2V222H3V219H0ZM21 220H22V219H20V221H21ZM31 220H32V218H31ZM6 221H7V220H5L4 222H6ZM11 221H12V220H11ZM20 221H19L18 223H20ZM26 221H27V218H26ZM26 221H25V222H26ZM59 221H60V220H59ZM66 221H67V220H66ZM2 222H1V223H2ZM16 222H17V221H16ZM22 222H23V221H22ZM25 222H23V223H25ZM31 222H32V221H31ZM31 222L29 223V222L27 221V223H25V224H22V223H21V224H17V223H16V224H14V228L17 227V228H19L20 230H21V228L25 229L27 233H26V232H23L22 230H21V231H22L23 233H25V235H27V234H29V232H32L33 229H34V226L31 227V225H33L34 223H31ZM33 222H34V221H33ZM40 222H43V220H42V221L40 220ZM62 222H63V220H62ZM70 222H71V221H70ZM6 223H7V222H6ZM14 223H15V222H14ZM38 223H39V221H38ZM64 223H66V222H64ZM3 224H4V223H2L1 226H4V225H5V226H4V227H5L4 229H6V225H7V224H4V225H3ZM30 224H31V225H30ZM40 224H41V223H40ZM7 227H8V226H7ZM11 227H12V226H11ZM41 227H42V226H41ZM43 227H44V226H43ZM8 228H9V227H8ZM8 228H7V229H8ZM35 228H36V227H35ZM28 229H29V230H28ZM31 229H32V230H31ZM42 229H43V228H42ZM13 230H16V228L13 229ZM13 230H12V231H13ZM25 230H24V231H25ZM1 231H2V228H1ZM38 231H39V230H38ZM49 231H50V230H49ZM2 232H3V231H2ZM18 232H19V230H18ZM35 232H36V231H35ZM42 232H43V231H42ZM45 232H46V230L44 231V233H45ZM47 232H48V230H47ZM50 232H51V231H50ZM4 233H6V232H4ZM7 233H8V232H7ZM10 233H11V232H10ZM12 233H13V232H12ZM8 234H9V233H8ZM8 234H7V235H8ZM34 234H35V233H34ZM36 234H37V233H36ZM50 234H51V233H50ZM10 235H11V234H9V236H10ZM12 235H13V234H12ZM14 235H15V234H14ZM17 235H18V234H17ZM19 235H20V233H19ZM22 235H24V234H22ZM37 235H39V232H38ZM37 235H35V236L37 237ZM41 235H42V234H41ZM43 235H45V234H43ZM52 235H53V234H52ZM54 235H56V234H54ZM30 236H31V235H30ZM46 236H47V235H46ZM46 236H45V237H46ZM14 237H15V236H14ZM28 237H29V236H28ZM28 237H27V238H28ZM45 237H44V238H45ZM48 237H50V236H48ZM8 238H9V237H8ZM10 238H11V237H10ZM10 238H9V239H10ZM12 238H13V237H12ZM12 238H11L10 240H8L7 243H5V242H0V252L2 251V252H4V253H7L8 251H10V250L13 248L12 246H14V245H13V243H14L13 240H14V239L12 240ZM46 238H47V237H46ZM6 239H7V238H5V240H6ZM59 239H60V238H59ZM2 240L5 241L4 239H2ZM22 240H23V239H22ZM48 240H49V239H48ZM53 240H54V239H53ZM61 240H62V239H61ZM6 241H7V240H6ZM26 241H27V240H26ZM49 241H50V240H49ZM55 241H56V240H55ZM19 242H20V240H19ZM27 242H28V241H27ZM27 242H26L25 244H29V243H27ZM51 242H53V241H51ZM51 242H49V243H51ZM61 242H62V241H61ZM59 243H60V242H59ZM21 244H22V243H21ZM25 244H23V246H24ZM54 244H55V242H54ZM19 245H20V244H19ZM55 245H56V244H55ZM61 245H62V243H61ZM61 245L59 246L58 249H60ZM27 246H28V245H27ZM30 246H31V245H30ZM116 246H117V245H116ZM19 247H20V246H19ZM25 247H26V245H25ZM28 247H29V246H28ZM28 247H27V248H28ZM64 247H65V246H64ZM20 248H21V247H20ZM27 248H25V249H27ZM33 248H34V247H33ZM15 249H16V248H15ZM25 249H24V250H25ZM29 249H30V248H29ZM35 249H36V248H35ZM39 249H41V247H40ZM65 249H67V248H65ZM116 249H117V247H116ZM16 250H17V249H16ZM16 250H14V251H16ZM21 250H22V249H20V251H21ZM42 250H43V249H42ZM42 250H41V251H42ZM18 251H19V248H18ZM22 251H23V250H22ZM29 251H30V250H29ZM29 251H28V252H29ZM43 251H45V250H43ZM47 251H48V250H47ZM24 252H25V251H24ZM122 252H124V251H122ZM122 252H117V251H115L114 253H118L119 255H117V256H118L117 258H118V259H121V258H119V256H121V255L123 254ZM8 253H9V252H8ZM11 253H12V252H11ZM11 253H10V254H11ZM1 254H2V253H1ZM12 254H13V253H12ZM44 254H45V253H44ZM44 254H43V256H44ZM130 254L133 255L132 253H129L128 255H130ZM20 255H22V254H20ZM31 255H32V254H31ZM38 255H40V254H38ZM131 255H130V256H131ZM135 255H136V254H135ZM1 256H3V255H1ZM12 256H13V255H11V256H9V257H12ZM47 256H48V255H47ZM45 257H46V256H45ZM16 258H17V257H16ZM20 258H21V257H20ZM25 258H26V256H25ZM27 258H28V257H27ZM32 258H33V257H31V260H32ZM117 258L115 257L116 260L114 261V262H115L114 264H119V263H121L120 260H117ZM13 260H14V259H13ZM16 260H17V263H16L15 261H12L10 258H7V257H0V264H10V263H13V262H15L16 264H18V260H19V259H16ZM26 260H27V259H26ZM26 260H25V262H26ZM28 260H29V258H28ZM46 260H47V259H46ZM48 260H49V259H48ZM56 260H57V259H56ZM85 260H86V259H85ZM87 260H88V259H87ZM19 261H21V260H19ZM25 262H22V264H24ZM27 262H29V261H27ZM50 262H51V261H50ZM55 262H56V261H55ZM55 262H52V264L55 263ZM29 263H31V262H29ZM33 263H34V261L32 260V264H33ZM48 263H49V262H48ZM25 264H26V263H25ZM62 264H63V263H62ZM112 264H113V262H112Z\"/></svg>", "mask_w": 264, "mask_h": 264}, {"label": "clouds", "instance_id": "clouds-1", "mask_svg": "<svg viewBox=\"0 0 264 264\" xmlns=\"http://www.w3.org/2000/svg\"><path fill=\"white\" fill-rule=\"evenodd\" d=\"M0 100L3 107H0V118L16 120L21 126L28 127L31 124V110L34 98L20 89L5 88Z\"/></svg>", "mask_w": 264, "mask_h": 264}]
</instances>
